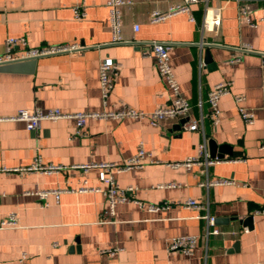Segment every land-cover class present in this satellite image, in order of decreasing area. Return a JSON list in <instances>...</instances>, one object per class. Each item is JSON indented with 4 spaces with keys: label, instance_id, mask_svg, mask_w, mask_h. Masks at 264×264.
Segmentation results:
<instances>
[{
    "label": "crops",
    "instance_id": "1",
    "mask_svg": "<svg viewBox=\"0 0 264 264\" xmlns=\"http://www.w3.org/2000/svg\"><path fill=\"white\" fill-rule=\"evenodd\" d=\"M131 1L122 7L123 38L171 43L170 64L190 115L159 125L146 118L90 119L79 134L70 118L44 120L35 130L24 121L1 119L0 264H264V157L258 150L264 139V0L197 3L194 21L183 12L152 21L153 12L165 13L184 0ZM81 6L86 15L76 18ZM9 37L26 41L14 48L16 54L49 44L85 47L3 65L0 116L36 108L73 113L127 106L151 112L170 103L172 93L142 45L112 43L107 0H0V55ZM105 58L120 64L107 100L100 86ZM220 81L231 82V93L220 99V122L214 125L207 98ZM236 94L254 112L253 123L241 117ZM183 119L199 120L201 127L185 130ZM212 140L219 162L168 165L197 155L203 142L211 157ZM141 144L149 155L141 166L112 172L120 187H136L133 198L161 207L126 201L112 210L101 169L80 166L121 165ZM37 157L66 168L24 169ZM217 179L233 183L206 184ZM44 190L68 191L58 203L49 195L43 205L38 192ZM188 199L202 208L185 207ZM12 216L15 224L1 226ZM207 217L225 221L210 225ZM187 235L198 237L191 254L168 248L172 238Z\"/></svg>",
    "mask_w": 264,
    "mask_h": 264
},
{
    "label": "built area",
    "instance_id": "2",
    "mask_svg": "<svg viewBox=\"0 0 264 264\" xmlns=\"http://www.w3.org/2000/svg\"><path fill=\"white\" fill-rule=\"evenodd\" d=\"M184 3L176 4L170 7V9L162 13L160 11L153 12L152 21H161L169 16L177 13H187L191 21L195 20L192 13V6L197 3H208L210 0H184ZM131 0H107V5L110 12V21L113 29V40L112 43H120L131 41L137 45H142L143 54L145 56H152L155 61V66L164 79L166 86L172 93V97L169 105L158 107L151 112H144L127 106L122 107L119 110H101L92 112H64L59 108H50L43 110L41 108H36L34 111L30 112L26 109H20L13 115L10 116H0V120H20L24 121L29 130L38 129L41 122L44 120L57 121L61 119H73L76 124V133H81L84 129L86 123L90 119H120V118H134V119H148L151 124L159 125L161 121L172 118H188L191 112L190 102L182 95L180 90L179 82L175 76V73L170 64L169 51L171 48V43L164 40H125L122 35V7L127 4H131ZM242 12L247 13V7L242 4ZM75 17L83 18L86 15L85 7L75 8ZM207 23V22H206ZM205 23V24H206ZM204 24V25H205ZM135 30H139V25H134ZM20 43L26 44L24 38L19 37H9L6 42V52L0 55V69L3 65L21 61L28 58H37L40 56L52 55L61 52H67L77 49H83L85 46H79L77 44H49L41 47H27L25 53L16 54L14 53V48ZM242 52L249 51L251 48L241 47L239 48ZM241 55H237L233 60H239ZM120 64L115 62L111 58H105L100 64V86L101 92L104 100H107L109 94L114 86L115 78L119 73ZM231 93V82L220 81L216 83L213 88L208 93V102L210 106L209 117L211 118L214 125L220 122V99L227 94ZM234 98L238 104V109L241 117L246 123H253L255 120V115L252 110L246 108L243 105L245 97L241 94L234 95ZM185 130H197L199 129L200 122L196 119H187L183 124ZM258 150L261 156L264 157V139H262L258 145ZM148 153L141 144L138 152L126 160L121 165H116L111 162H104L100 164L91 165H81L80 167L87 169L89 167H98L101 169L100 178L103 181L109 183V188L107 190V196L111 209L113 210L117 203L134 201L139 203L141 206H147L151 210H157L161 206L156 204L146 205L145 203L133 198V192L136 190L134 186H128L125 188L120 187L113 175V168L117 171L127 170L132 167L141 166L144 160L148 157ZM205 162L206 164H211L219 162V159L209 157L206 142H203L199 146V152L195 156H189L181 161L169 162L168 165L172 167L186 166L191 167L194 164ZM66 166L61 164H44L39 157L35 159L31 166H28L27 170L40 171L44 173H50L54 171H59L65 169ZM21 168H11L8 170H20ZM224 183H233L231 180L227 179H217L213 181H207V185H216ZM172 185V184H169ZM89 188H81V190H88ZM91 189V188H90ZM93 190V189H91ZM63 191L68 190H44L38 192L40 199L45 200L49 195L54 194L56 197V202L60 200V194ZM185 207L189 208H202L201 204L196 199H188L182 203ZM43 205H48L46 200ZM259 212L264 213V208L259 210ZM208 223L210 225L215 224L214 217H207ZM15 224V218L12 216L7 221H2L1 226ZM214 233H218L219 230H214ZM198 243V237L194 235L178 236L172 238L168 248L170 250H181L186 254H191ZM110 251V250H109Z\"/></svg>",
    "mask_w": 264,
    "mask_h": 264
},
{
    "label": "water",
    "instance_id": "3",
    "mask_svg": "<svg viewBox=\"0 0 264 264\" xmlns=\"http://www.w3.org/2000/svg\"><path fill=\"white\" fill-rule=\"evenodd\" d=\"M186 121H187V119H183L182 124H184ZM220 150L221 151L224 150V152H226L227 151L226 146H220ZM215 151H216V142L212 140V141H210V153H211L210 156L212 158H215L217 156V153ZM218 157H222V156H220V154H219ZM222 221H225V220L215 218V224L221 223Z\"/></svg>",
    "mask_w": 264,
    "mask_h": 264
}]
</instances>
